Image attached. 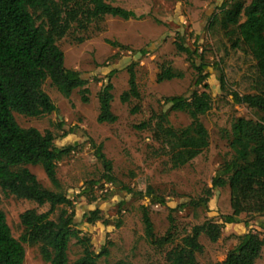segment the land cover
Instances as JSON below:
<instances>
[{"label":"rangeland","instance_id":"rangeland-1","mask_svg":"<svg viewBox=\"0 0 264 264\" xmlns=\"http://www.w3.org/2000/svg\"><path fill=\"white\" fill-rule=\"evenodd\" d=\"M105 1L134 11L138 18L125 20L106 15L90 19V0H51L49 14L32 10L37 24L64 52L65 66L87 80L88 101L82 100L80 89L65 97L48 78L42 88L57 109L38 117L16 111L13 116L22 127L51 131L56 146L71 147L58 162L59 189L51 184L40 165L25 167L45 188L60 190L72 201L82 235L91 238L96 252L108 249V255L101 256L98 264H114L120 259L134 264H165L166 253L180 244L194 225L208 220L220 222L222 215L233 213L228 186L212 188L210 195L207 190L220 167L234 157L230 146L234 119L258 118L256 109L235 103L231 95L255 92L254 61L241 48L231 46L219 25L222 9L231 0ZM178 44L197 52L188 57L178 50ZM130 68L136 74L140 97L122 102L121 94L129 89ZM167 68L182 76L159 80ZM217 69L225 74L224 87ZM205 74L208 76L203 83L196 85V80ZM110 82L114 96L111 109L117 120L99 123L98 95ZM204 83L212 96V108L200 116L209 132V146L187 164L174 168L168 147L154 137L155 123L167 113L166 126H188V113L171 110L166 98H189L192 91L204 90ZM98 145L112 161L111 182L106 180V171L95 154ZM0 208L13 236L21 240L25 227L20 215L32 208L45 212L49 204L38 205L0 188ZM96 208L102 218L88 223L83 215ZM144 210L153 223V241L145 233ZM59 211L60 207L51 217L56 219ZM238 217L244 222L224 226L215 242L200 235L204 247L202 253L196 254L200 263L222 261L236 245L235 235L251 230L264 237V216L241 212ZM165 237L167 242L155 243ZM22 244L24 264H48L39 244ZM81 250L72 239L69 261L77 259ZM256 264H264V246Z\"/></svg>","mask_w":264,"mask_h":264},{"label":"trees","instance_id":"trees-1","mask_svg":"<svg viewBox=\"0 0 264 264\" xmlns=\"http://www.w3.org/2000/svg\"><path fill=\"white\" fill-rule=\"evenodd\" d=\"M90 3V19L106 15L125 20L138 18L134 11L105 0H90ZM36 9L49 14L51 0H0V188L38 205L49 204V209L45 212L27 209L20 215L25 233L19 240L13 236L5 212L0 208V264H24L26 254L22 242L39 244L41 256L48 264H98L101 256L108 255V249L96 252L91 238L82 235L76 225L72 201L60 190L45 188L36 175L25 167L40 165L51 184L59 189L58 162L70 152L71 147L56 146L51 131L41 132L35 127L20 126L13 112L33 117L54 112L57 107L42 88L48 78L65 97H69L75 89H80L82 100L87 102L86 93L89 91L87 80L77 70L65 66L62 49L37 24L32 12ZM219 25L231 46L241 48L251 57L255 66V92H233V100L256 109L259 115L256 120L244 117L234 119L230 142L234 157L220 167L212 179V187L207 190L210 195L212 188L228 186L233 213L222 215L220 222L208 220L194 225L182 242L166 253L165 264H202L196 257L197 253L204 250L199 241L201 234L215 242L221 237L225 224L244 222L238 217L239 213L264 216V0H231L225 3ZM177 48L188 57L197 52L183 44H178ZM217 70L220 85L224 87L225 74L222 69ZM180 76L181 72L167 68L158 78L170 80ZM207 76L199 77L195 84L200 85ZM128 83L129 89L120 97L122 102L129 101L132 96L140 97L132 68L129 69ZM204 87V90L192 91L189 98L181 95L166 98L171 110L188 113L191 119L188 126L180 129L166 126L167 113L161 114L155 123L154 137L168 147L174 168L187 164L209 146V132L200 116L212 108V96L207 83H204ZM112 89L110 82L98 95L99 123L117 120V115L111 109L114 98ZM132 110L136 111L137 108ZM146 125L142 123V126ZM95 154L106 171V180L111 182L112 161L103 153L102 145L96 147ZM158 202L164 204L163 199ZM59 207L57 218L53 219L51 215ZM83 216L88 223L102 218L98 208ZM143 223L147 237L153 241V223L147 210L143 212ZM167 238H160L155 243L162 245L168 241ZM235 238L236 245L217 264H256L264 246V237L248 230L235 235ZM72 239L82 250L80 256L70 262L68 249ZM114 264L134 263L120 259Z\"/></svg>","mask_w":264,"mask_h":264},{"label":"crops","instance_id":"crops-1","mask_svg":"<svg viewBox=\"0 0 264 264\" xmlns=\"http://www.w3.org/2000/svg\"><path fill=\"white\" fill-rule=\"evenodd\" d=\"M229 214H231V213H229ZM241 223H243V222H241ZM241 223H227V224H225V228H229V226L239 225Z\"/></svg>","mask_w":264,"mask_h":264}]
</instances>
